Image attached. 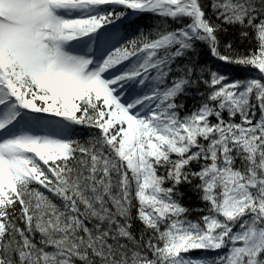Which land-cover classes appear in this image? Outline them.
<instances>
[{"label": "snow or ice", "instance_id": "6c2138e0", "mask_svg": "<svg viewBox=\"0 0 264 264\" xmlns=\"http://www.w3.org/2000/svg\"><path fill=\"white\" fill-rule=\"evenodd\" d=\"M0 264H264V0H0Z\"/></svg>", "mask_w": 264, "mask_h": 264}, {"label": "trees", "instance_id": "16d2710c", "mask_svg": "<svg viewBox=\"0 0 264 264\" xmlns=\"http://www.w3.org/2000/svg\"><path fill=\"white\" fill-rule=\"evenodd\" d=\"M235 33H231L229 34V36L227 37H224L225 39H228V38H234L235 37ZM182 191L184 192V196H183V199H182V203L189 207V208H196V207H199L200 206V201L198 199V197L196 196V194H194L190 188L188 187H182ZM135 209H133V215L135 216ZM199 213L197 212H193L192 213V218H195L196 216H198ZM23 226V225H21ZM141 228V225L139 223V221L137 220H133V232L134 234H138L139 233V230Z\"/></svg>", "mask_w": 264, "mask_h": 264}]
</instances>
